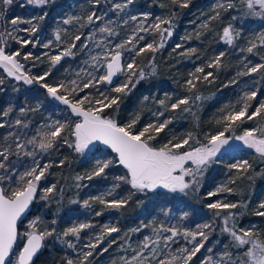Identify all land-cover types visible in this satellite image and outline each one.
I'll list each match as a JSON object with an SVG mask.
<instances>
[{
  "label": "trees",
  "instance_id": "16d2710c",
  "mask_svg": "<svg viewBox=\"0 0 264 264\" xmlns=\"http://www.w3.org/2000/svg\"><path fill=\"white\" fill-rule=\"evenodd\" d=\"M45 1L40 7L33 0H0V39L5 36L7 50L16 51L39 81L66 85L69 80L89 102L103 93L108 102L103 114L134 132L158 113L155 120L163 125L145 134L152 147L183 142L178 150L185 151L214 134L234 137L246 130L264 137V5L246 0ZM92 9L95 14L89 16ZM146 11L170 21L161 35L159 28L136 22L134 15ZM11 18L16 32L25 26L33 29L32 36H50L51 48L67 50L64 58L54 62L41 54L33 38L14 39ZM167 28L170 41L158 45ZM107 44L118 45L136 68L121 90L100 78L102 63L96 80L85 86L87 78L76 72L99 62L91 52ZM0 77L3 192L10 195L30 182L28 175L16 177L24 164L37 157L46 162L16 247L24 239V222L33 220L45 240L31 264H264L257 259L264 253V152L235 148L221 153L181 195L133 188L108 149L98 147L90 155L75 151L74 117L51 101L45 87L12 83L1 68ZM50 116L62 124L55 135L42 136L38 123ZM100 159L107 163L96 171Z\"/></svg>",
  "mask_w": 264,
  "mask_h": 264
},
{
  "label": "rangeland",
  "instance_id": "374dc122",
  "mask_svg": "<svg viewBox=\"0 0 264 264\" xmlns=\"http://www.w3.org/2000/svg\"><path fill=\"white\" fill-rule=\"evenodd\" d=\"M250 5H264V0H246ZM38 6L42 7L45 5V0H33ZM63 2L60 0V3ZM93 8V7H92ZM69 11V9H67ZM66 10V11H67ZM4 14L1 16L2 21L4 18ZM95 12L94 9L91 10L89 16H94ZM74 16L69 15L68 18L72 19ZM136 18V22L142 26L149 27L151 29L159 28V34L163 33V26L164 22L169 24L168 18L165 15L160 13L151 15L149 12H142L139 14L134 15ZM31 20V18H30ZM204 21V20H203ZM13 18L10 19L9 26L12 33V36L16 40H20L23 43L28 41V39L34 40L40 47L41 54L47 55L48 58L53 59L54 62H58L60 59L64 58L65 53L67 50L63 48H51L50 47V39L51 37H46V39H42L41 35L32 36L33 29L22 27L20 31L16 32L15 27H13ZM33 26V23H32ZM31 26V27H32ZM24 29V30H23ZM60 29V28H59ZM169 33L168 36L164 37V41L161 42L159 39L158 45H166L167 42L171 39V28H167ZM2 35L4 36V29L2 30ZM41 40V41H40ZM40 41V42H39ZM153 42L150 41L145 47H149L150 44ZM118 45H111L107 44L106 47L101 48L100 46L96 49L95 52H91L93 57H99V62L90 63V68H79L77 73H79V77H86L87 80L85 81V85L91 83L90 81H95L96 78L95 73L100 70V63H102L103 68L105 67L106 62L110 59L111 55L114 54L116 51H121ZM8 47L5 42V36L0 39V68L4 72L7 77L12 79V83L22 81L25 84H33L37 83L38 85L45 87L48 97L51 101L55 103H59L67 108V112L74 117V123L72 125V135H73V147L76 152L80 153L81 155H88L92 152L95 148V142L89 140L81 131L80 129V122L82 121V116L80 115L79 111L82 112L87 118L92 120H100L112 123L114 125H118L122 127L127 132L133 134L135 137L142 139L147 143V139L145 138V134L148 132V129H152L153 131L157 130L163 125L162 123H157L155 119L158 116V113H153L151 118L153 120H149V122L141 127L139 132H134L131 130V126L129 127L126 125H119L114 120L109 118L107 115H104V108L108 104L105 95L103 93H99L100 96L97 97L92 102L86 101L82 94H79L76 90H73V86L71 85V81L66 80L69 84H56V85H47L45 82L39 81L41 79L40 75H33L29 70V67H24L22 60L18 59V54L16 51L7 50ZM124 53L123 51H121ZM24 56V55H23ZM123 63L124 69L119 74L116 81L113 83L114 90H121L123 89L125 83L129 80V78H133L136 74L135 66H133L132 59L125 60V55L123 54ZM132 68V69H131ZM128 69L131 70L129 74H125L126 71L128 73ZM105 70V69H104ZM143 67L137 70V73H142ZM80 71V72H79ZM192 71V70H191ZM124 75V76H123ZM100 78H103L104 72L100 73ZM98 76V77H99ZM125 82V83H123ZM3 84V81L0 77V85ZM74 91V92H73ZM164 97V96H163ZM168 97L171 98V93H168ZM115 98H109V100H114ZM184 98H180V102H182ZM233 118L236 115L232 116ZM61 122H58L56 116H50L47 118L42 119L38 123V129L43 131V134H47L49 136L55 135L58 133ZM239 139V141L235 139ZM248 140H253L255 144L253 145L252 142L248 143ZM183 142H177V144H168L163 143L157 147L150 146V154L147 158V168L145 172L139 176L138 178H131L129 173V185L133 188H140V189H148V190H156V189H163L169 191L171 193H175L177 195H181L185 193V190L190 187V185H196L199 180V176L201 172L204 170V165L208 163L210 160L214 159L216 156L220 155L225 151H230L235 148H246V149H254L256 151L264 152V137H257L253 134V130H246L241 134H238L234 137L225 136L224 134L218 133L214 134L209 137L208 141L197 145L193 148H189L185 151L178 150V146L181 145ZM148 144V143H147ZM19 145V144H18ZM33 145V144H32ZM257 145V148L255 147ZM34 146V145H33ZM40 157L35 158L31 161L30 164H24L20 171L17 172L16 177L28 175V179H30L25 186L32 184L38 186L37 179L42 178L43 175L41 174L44 171L46 162L40 161ZM95 169L96 171L100 170L101 167L106 164L105 159L95 160ZM240 165V162H239ZM128 171V170H127ZM30 177V178H29ZM159 180H163L169 182L171 184L170 188H161L157 185ZM28 181V180H27ZM52 186V184H48ZM24 188V187H23ZM23 188H17L13 190L12 194L8 196H12L15 193L21 191ZM49 189V188H48ZM38 192V189H37ZM104 195V194H103ZM103 197V196H102ZM219 202L216 201L213 205L218 206ZM31 221L24 222V228L22 229L21 233L23 238L28 236L33 232H37L41 235L43 241L45 240V235L43 231H38L35 225ZM24 240V239H23ZM257 245L260 244L257 243ZM18 250V249H17ZM15 251L11 260L8 264H19L17 261V252ZM262 256L258 257L257 259L261 262H264V253H261ZM31 264V263H30Z\"/></svg>",
  "mask_w": 264,
  "mask_h": 264
},
{
  "label": "water",
  "instance_id": "95a60500",
  "mask_svg": "<svg viewBox=\"0 0 264 264\" xmlns=\"http://www.w3.org/2000/svg\"><path fill=\"white\" fill-rule=\"evenodd\" d=\"M102 78L105 84H113L124 69L123 53L116 51L111 55L104 67ZM80 129L91 141L99 143L109 149L120 165L128 170L131 178H138L147 168V158L150 146L127 132L122 127L109 122L92 120L82 112ZM157 185L161 188H170L169 182L159 180ZM37 194L35 185L29 184L12 196L6 195L0 185V264H8L17 250L19 264H30L40 252L43 239L37 232L26 236L18 245L21 223L31 211L33 199Z\"/></svg>",
  "mask_w": 264,
  "mask_h": 264
},
{
  "label": "flooded vegetation",
  "instance_id": "af4514ba",
  "mask_svg": "<svg viewBox=\"0 0 264 264\" xmlns=\"http://www.w3.org/2000/svg\"><path fill=\"white\" fill-rule=\"evenodd\" d=\"M235 140H237V141H239V139L237 138V139H235ZM252 142L253 140H248L247 142L248 143H250V142ZM253 143V145L255 144L254 142H252ZM96 145H95V148L92 150V152L96 149V148H102V149H107V148H104L103 146H101L99 143H95ZM255 147L257 148V145H255ZM109 150V149H108ZM110 151V150H109ZM231 151V150H230ZM112 153V152H111ZM88 155H90V153L88 154ZM116 157V156H115ZM106 160V159H105ZM117 160V159H116ZM118 162V161H117ZM122 166V165H121ZM123 167V166H122ZM124 168V167H123ZM125 169V168H124ZM126 171H127V169H126ZM128 172V171H127ZM36 188H38V186H36ZM32 204H33V202H32ZM32 206V205H31ZM35 259V258H34ZM33 259V260H34Z\"/></svg>",
  "mask_w": 264,
  "mask_h": 264
}]
</instances>
